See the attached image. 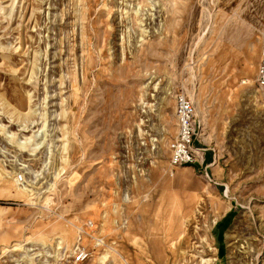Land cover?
Wrapping results in <instances>:
<instances>
[{
    "label": "rangeland",
    "instance_id": "obj_1",
    "mask_svg": "<svg viewBox=\"0 0 264 264\" xmlns=\"http://www.w3.org/2000/svg\"><path fill=\"white\" fill-rule=\"evenodd\" d=\"M263 30L264 0H0V264H264ZM179 93L200 202L152 251Z\"/></svg>",
    "mask_w": 264,
    "mask_h": 264
},
{
    "label": "crops",
    "instance_id": "obj_2",
    "mask_svg": "<svg viewBox=\"0 0 264 264\" xmlns=\"http://www.w3.org/2000/svg\"><path fill=\"white\" fill-rule=\"evenodd\" d=\"M188 169H191V167L184 166L177 178L165 182L166 193L161 201H155L149 195L148 200L144 201V207H142V203L141 208L137 211L134 235L140 238L143 236L149 237L148 242L142 239L152 248V251L162 246V252H166V243H163L158 237L179 234L183 227V219L200 202V197L195 190H188V188H180L179 186V180L187 174ZM148 206L150 207L147 208ZM67 231L68 229L64 233ZM153 236L156 237L155 241H153ZM84 244L87 246L88 242ZM155 256L157 259H161L158 254H155ZM161 261L163 259L159 260L160 263Z\"/></svg>",
    "mask_w": 264,
    "mask_h": 264
},
{
    "label": "built area",
    "instance_id": "obj_3",
    "mask_svg": "<svg viewBox=\"0 0 264 264\" xmlns=\"http://www.w3.org/2000/svg\"><path fill=\"white\" fill-rule=\"evenodd\" d=\"M264 39V30L262 32ZM258 82L264 86V43L261 49V61L258 75ZM175 114L177 133L171 140L169 145L170 150V165L172 167H181L185 165H195L198 162V155L195 148V105L193 101L185 94H177L175 97ZM86 226L90 228L89 235L99 247L103 244V239L93 230L94 222L88 221ZM92 257V249L81 244L73 251V259L75 263H82Z\"/></svg>",
    "mask_w": 264,
    "mask_h": 264
},
{
    "label": "bare ground",
    "instance_id": "obj_4",
    "mask_svg": "<svg viewBox=\"0 0 264 264\" xmlns=\"http://www.w3.org/2000/svg\"><path fill=\"white\" fill-rule=\"evenodd\" d=\"M169 86V85H168ZM168 87H166V90L168 91ZM255 91V90H254ZM256 92V91H255ZM255 92H253V93H255ZM197 94H196V92L195 93H193L192 94V97H193V99L194 100H196L197 99ZM192 100V99H191ZM233 119H234V117H233ZM236 119V118H235ZM196 151V150H195ZM163 151H162V148H160V151H159V153H162ZM171 166V165H170ZM185 166H190V165H185ZM172 167V166H171ZM174 168V167H173ZM176 168V167H175ZM76 177V176H75ZM77 178V177H76ZM76 178H74L73 180H75ZM123 198H124V200H128V198H129V195H128V192H125L124 194H123ZM149 222V221H148ZM21 246H16V247H14V249H17V248H20ZM49 247H52L50 244H47V246H46V248H45V250L44 251H42V252H40L39 254H42V253H44V252H47L48 253V249L47 248H49ZM22 248H25V247H23L22 246ZM5 251V250H4ZM6 251H8V250H6ZM104 255H106V254H104ZM102 257V256H101ZM108 257H107V255L106 256H103L101 259H102V261H105L106 259H107ZM112 261V260H111ZM111 264H112V262H111ZM175 264V263H174Z\"/></svg>",
    "mask_w": 264,
    "mask_h": 264
}]
</instances>
